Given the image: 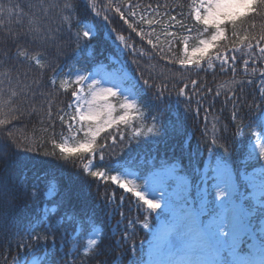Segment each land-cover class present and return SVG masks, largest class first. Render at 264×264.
Returning a JSON list of instances; mask_svg holds the SVG:
<instances>
[{
    "label": "snow or ice",
    "instance_id": "obj_1",
    "mask_svg": "<svg viewBox=\"0 0 264 264\" xmlns=\"http://www.w3.org/2000/svg\"><path fill=\"white\" fill-rule=\"evenodd\" d=\"M95 7V5H93ZM160 5L155 7L151 4L146 6L150 10L149 15H160ZM163 7L167 8V5ZM145 11V6L132 3L131 0H108L104 15L96 11L94 15L106 23H111L109 13L127 25V30L137 33L144 39L145 33L141 29L137 31L138 24L129 23L135 21L138 16L136 9ZM241 9H247L250 13L260 15L264 13V0H199L195 5L192 19L195 30L200 35L198 46L189 52L187 44L184 47V59L179 61L181 68L195 65L201 70L203 67H212L213 60L219 62L223 69L229 65L231 60L233 71L235 70L236 56H228L217 52L215 57H209L205 63V54L217 44L218 41L226 39V26L231 25L232 36L236 35V21L241 17ZM26 14L35 17L29 26L15 32L10 29L4 36V43L0 48L4 52L0 54V76L9 85L20 80L16 75L19 73L25 79L28 76L24 68L33 66L41 70V74L33 77V83L28 85L29 92L22 95L28 98L38 97L48 101V110L45 113L49 120V127L54 128L51 123L53 113L51 111L50 97L46 93L56 94L60 90L70 93L71 102L65 108L58 109L56 119L59 120L63 131L69 133L67 140L73 143L71 146L67 140L57 142L55 131L45 138L44 143L34 141L33 144L18 143L13 137L12 128L0 129V160H4L11 152L19 154L23 152H37L42 147L51 145V151H44V156H57L59 159L73 166L81 158L89 161L98 158L104 161L107 157L112 161L107 171L94 170L92 163L85 164L82 171L93 181H100L115 185L118 189L133 193L138 202L139 208L146 206L147 211L143 213L144 222L140 227L149 229L148 217L158 214L164 217L167 224L165 231L153 237L149 243L150 248H155L158 255L166 259L144 261L141 256L138 259H131L130 264H264V67L251 68V75L258 79L242 81L240 88L230 90L226 94L229 102L233 103V111L230 117L233 136H243L245 131L260 143L256 145L258 153L254 150L249 153V160L257 161L255 170L248 172L246 169H236L231 166L227 157L229 147L227 139L221 136H213L206 141L209 147L206 148L207 163L200 166L197 161L200 154L199 149L195 154L185 149L181 157L171 158L153 156L147 164L143 175H138L143 187L140 188L134 180L126 177L127 169L125 161L113 160V156H119L116 151L123 145L127 147L132 143L152 144L159 146L165 138L171 134L173 125L166 123L163 112L167 105V86L161 81L156 82L152 76H133L135 84L124 86L120 82L109 79L106 76L93 73L86 67H77L75 70L69 68L68 72L57 70L52 60L45 62L40 55H34L38 50H47L49 47L55 51V59L58 61L61 55H67L61 41H68L77 46V52L73 59H79V47H87L88 42L94 39L95 32L85 22L83 30H80L81 22L75 19L74 0H0V20L22 21ZM56 16L59 23L53 26L51 18ZM139 22L145 21L151 27L159 20L147 19L144 14L139 15ZM170 26L180 25L184 27L183 14L178 19L176 15L169 17ZM243 23V21H241ZM7 27V25H6ZM23 28V25H19ZM73 28L77 31L73 32ZM192 31V29H188ZM111 34L112 30L109 29ZM150 35V34H149ZM176 33L168 32L167 36H175ZM156 39L159 41L160 37ZM249 40L245 46L249 49L247 55L254 61L264 60V34L258 37H244ZM114 40L124 45L130 55H135V48L129 47L124 35H115ZM252 40L256 41L255 47L259 50V56L253 57L251 51ZM147 44L153 49L157 44L151 38ZM11 50V51H10ZM237 49H233V52ZM51 55V53H50ZM135 62V61H134ZM175 63V61H170ZM244 71H249V59L243 61ZM142 71V70H141ZM51 72V76L45 79V75ZM196 81L192 82L193 90ZM68 85H71L69 88ZM245 85L255 86L256 93L250 96L252 103L242 99L238 93L243 91ZM189 85L182 84L177 91V98L184 97L185 103H190L188 92ZM210 91V90H208ZM217 96L219 92L215 93ZM260 103L257 104L256 100ZM124 113L119 116L118 122L127 124L133 121L128 131V138L125 139V131L119 128L108 132L102 139L98 138L102 132L111 128L117 121L113 118L116 105ZM102 102V103H101ZM239 105V108L236 105ZM5 105L0 102V125H8L12 120H23L24 118H35L37 109L21 107L8 111L4 110ZM147 109V111H145ZM247 109V111H245ZM133 112L140 113V121H151V126L146 127L147 135L137 130L139 125L135 124ZM241 113H244L241 116ZM254 113V115H252ZM199 115V108L196 109ZM206 119V118H205ZM248 120V123L245 121ZM256 125L260 130L254 128ZM15 127V125H13ZM226 129H222L225 131ZM111 141V144L108 143ZM119 142V143H118ZM217 149L220 152H217ZM123 151V148H120ZM223 153L224 155H221ZM189 166L191 170L189 171ZM26 196L32 201L44 202L39 212L25 227L14 224L11 211L21 197ZM73 193L61 191L58 184L52 181L42 180L39 175L30 183L24 185L12 184L0 175V236L7 240V251L11 250L13 242L18 249L25 250V256L17 259L0 252V261L3 264H59L48 255L49 251L56 249V231L65 224L74 225L73 233L79 232L85 224H90L95 231L94 217L87 212H76L70 210ZM123 196L117 199L115 192L105 193L103 203L106 210L115 215L124 216L122 211ZM125 219H127L125 217ZM128 224L135 226L136 220L128 221ZM119 227V222L117 224ZM67 229L61 233L66 234ZM97 239L88 241L92 246L77 256L87 258L89 262L95 255H99V247L103 242V232L97 233ZM135 231H130L125 226L121 234L122 241H129L128 250L131 255L138 251L137 246L131 243ZM51 242V249L47 245ZM43 246V251H41ZM143 247V244L140 245Z\"/></svg>",
    "mask_w": 264,
    "mask_h": 264
},
{
    "label": "trees",
    "instance_id": "obj_2",
    "mask_svg": "<svg viewBox=\"0 0 264 264\" xmlns=\"http://www.w3.org/2000/svg\"><path fill=\"white\" fill-rule=\"evenodd\" d=\"M52 2H56V0H52ZM107 2L108 0H74L75 19L81 22L80 30L82 31L85 22H91L96 26L95 37L88 42L89 46L79 47L78 60L73 59L77 52V46L74 44L70 46L68 41L60 42L65 48L67 55H61L58 61L55 59V51L59 49L54 51L49 47L47 50H38L34 55L42 56L45 62L52 60L56 64L57 70H63L64 72H68L69 68H73L77 62L84 63L90 71L100 65L107 64L110 68H116L118 64L111 62V58L114 57L131 75L130 82L132 85L135 84L133 76L139 77L143 74L144 76L155 77L158 84L163 81L167 86L168 100L163 112V118L166 123L174 126L171 134L159 146H154L150 143H132L127 147L121 145L116 149L120 153L119 156H113L112 159L125 161L124 167L127 170L136 171L138 175H143L147 168L145 162H150L153 156L158 158L166 156L170 158L169 162H171V158L181 157L185 153V149L192 151L194 154L199 149L201 155L197 163L200 166H204L207 163L206 148L209 147L206 141L213 136L223 135L227 139L229 147L227 157L230 165L236 169H246L248 172L254 169L257 161H250L249 153L251 152L250 145L255 138L248 134V130L245 131L243 136H233L230 122L233 103L229 102L226 94L230 90L239 89L242 81H247L248 79L255 81L259 78L258 74L256 76L251 75V68L264 67V60L254 61L248 57L249 49L245 46L249 43V40H245L244 37L248 36L251 39L254 36L258 37L264 34V13L256 15L255 13H250L247 9L242 11L241 17L237 18L236 21V35L232 36V27L230 24L227 25L226 39L218 41L205 54V63L209 57H215L217 52L228 56L235 55L234 71L231 60L229 65H226L223 69L220 68L218 61L213 60L212 67H203V70H201L195 65L181 68L179 64V61L184 59V47L187 44V40L192 38L193 48L198 46L199 43L200 35L195 30L196 26L192 19L196 5L195 0H131L132 3L144 5L145 11H148L146 8L148 4L154 7L160 5L159 12L164 15V22L168 23L170 31L172 30V32L176 33L173 37L167 36L168 31H160V34L152 36L149 32L153 28L159 30L158 27H161V25L155 23L150 27L149 25L129 20V23L135 22L138 24V32L141 29L143 30L145 33L143 40L137 33L131 32V30L126 31L127 25L123 21L118 20V18L113 17L111 13H109L111 23H106L94 15L96 11H100L101 16H103ZM164 5L168 7L165 8L163 7ZM181 14H183L184 27L180 25L170 26L169 17L176 15L179 19ZM32 19H35V17H29L26 14L25 19L22 21L0 20V44L4 43V36L7 35L9 29L13 32L18 29L23 31L29 26ZM51 20L53 26L59 23V19L55 15ZM19 25H23V28H19ZM109 29L112 30L111 34ZM188 29H192V31L190 32ZM75 31L77 29L73 28V32ZM115 35L125 36L129 47L135 48L134 56L129 54L128 49H125L124 45L114 40ZM157 36L160 37L159 41L156 39ZM149 38L153 40V43L157 44L156 49L147 44V39ZM252 45L253 57L259 56V50L255 47V40H252ZM260 46L264 47V42H261ZM233 49H237V51L233 52ZM3 52L4 49L0 48V54ZM245 59H249L248 72L244 71L243 61ZM170 61H175V63ZM22 70L27 71L28 76L25 79L19 73L15 74L17 79L20 80L19 84L13 81L9 85L0 76V102L5 105V111L11 109L13 114H16L15 109L22 106L29 110L37 109L38 114L35 118H24L22 121L12 120L8 125H0V129L4 127L12 128L13 137L18 143L33 144V146H35L34 141L43 144L45 138L50 136L53 131L57 135V142L62 141L63 138L68 137L69 133L64 132L63 136L60 135L63 129L59 120L55 117L58 109H66V105L71 102L70 93H65L63 90L56 94L46 93L51 101V111L53 113L51 123L55 125L54 128L49 127V120L45 116L48 110V101L33 96L35 99V102H33L32 98L22 95V91L24 93L30 91L28 85L33 83V77L41 74V70L35 66ZM50 76L51 72H48L44 78L48 79ZM193 81L197 82L194 90L192 87ZM182 84L189 85L190 103H185L184 97H180L178 101L177 91ZM216 92H219L220 95L217 96ZM255 93V86L245 85L243 91H240L238 95L242 99L247 100L248 103H252L249 97L254 96ZM256 103H260L259 99L256 100ZM236 107L239 108V105L237 104ZM197 108H199V115H196ZM134 114H139L140 116V113L137 112H133L131 115L133 116ZM243 115L244 113H241V116ZM145 122L148 126H151V121ZM248 122V120L245 121V123ZM128 123L120 122V125L128 129ZM254 128L257 131L260 130L256 125H254ZM222 129L226 130L222 131ZM114 130L115 128H112V130L109 128L102 132L98 140ZM128 134V131H126V140ZM108 143L111 144V141H108ZM121 147L123 151H120ZM51 150V145H48L42 147L39 153L21 151L16 154L11 152L4 160H0V175H3L4 179L9 183L24 185L30 183L35 179L36 175H39L42 180L57 183L61 191L68 190L73 193L70 210L76 212L84 211L94 217L95 231H93L90 224H85L75 234L73 233L74 225L65 224L58 229L56 231V249L54 252L49 251L48 255L59 261V264H130V258L138 259L142 256L144 259L147 245L159 221L164 219V217L158 214L150 215L148 217L150 228L142 229L140 225L144 222L143 213L147 211L146 206L143 208L138 207V203L142 205V201L138 202V198L133 193L118 189L115 185L98 180L93 181L82 171L83 165L89 163L96 166L94 170L107 171V166L112 162L107 157L104 161H100L98 158L92 161L87 158H81L73 166L59 159L58 150L56 157L42 154L44 151ZM217 152H220V150L217 149ZM221 155L224 154L221 153ZM188 170H191V166H189ZM106 192H115L117 199L123 196V217L106 210L103 203V197ZM43 202V200L32 201L26 196L18 199L16 206L11 211L14 224L22 228L27 226L34 218V214L39 212ZM130 220H136L137 224L135 226L128 224ZM118 222L119 227L117 226ZM126 225L130 231H135V236L131 243L137 246L138 251L134 256L129 253V241H122L121 239V234L124 233ZM65 229H67V232L62 238L61 233ZM100 231L103 232V242L99 247V255L94 254L91 262L84 257L77 259L76 257L80 256L82 251L92 247L88 241L93 239ZM141 244H143L142 248L140 247ZM7 246V240L0 236V252H5L8 256L17 259L25 256V250L16 248L15 242H13L10 251H7ZM47 247L49 250L51 249V242H49ZM41 251H43V246H41ZM0 264H3V261H0Z\"/></svg>",
    "mask_w": 264,
    "mask_h": 264
},
{
    "label": "rangeland",
    "instance_id": "obj_3",
    "mask_svg": "<svg viewBox=\"0 0 264 264\" xmlns=\"http://www.w3.org/2000/svg\"><path fill=\"white\" fill-rule=\"evenodd\" d=\"M195 3L198 4L199 3V0H195ZM244 10H246V9H241L240 11L242 12ZM136 11L138 13V16L135 19V21H137V22H139V18L138 17H139L140 14H144L146 16V20L147 19H154V20H159L160 21L158 23V25H161V27H158L159 30L153 28L149 32L152 36L153 35H156V34H160L159 33L160 31H162V32H164V31L172 32V30L171 31L169 30L168 23L167 22H164V15L163 14L162 15L160 14L159 16H156L155 14L149 15L150 10L144 11L143 13H141V9H139V8H137ZM87 24H88L89 27H92L94 25L91 22H88ZM142 24L143 25H148L146 21L144 23H142ZM82 30H83V28H82ZM93 31L96 33V26L93 28ZM193 46H194V43L192 42V38H189L187 40V47H188L189 52L192 51ZM111 62L118 64V66L116 68H110L108 64L107 65H100V66L94 68L93 70H91V72H93V73H99V75L106 76L109 79L115 80L116 82H120L124 86H131L132 85L131 82H130L131 75L123 68V66L121 64L118 63V60L116 58L112 57L111 58ZM81 66L86 67V65H84V63L77 62L72 69L75 70V68L81 67ZM68 87L70 88L71 85H68ZM113 103L116 105V110L113 113V118L117 122L116 123H113V125L111 127V130H112V128H115V129L121 128L120 129L121 131H125L126 132L127 129H125L124 127H122L120 125V122H118L119 121V116L120 115H123L124 113L120 110L119 105L116 103V101H113ZM133 117L135 118V120H134L135 124L139 125V128L137 130L142 131V134L143 135H147L146 131H144V129H146V127H148V125L146 124V122L141 123L139 114H134ZM132 125H133V121H129V123H128V129H130L132 127ZM64 140H67V137H65V138L62 139V141H64ZM67 143L69 144V146H71V144L73 142L71 140H67ZM259 143H260V140L255 138L254 142L252 143V145L250 147L251 151L254 150L256 153H258L259 150L256 147V145H258ZM254 170L255 169L251 170L250 172H252ZM137 176H138V173L136 171H129V170H127V172H126V177L128 179H130V180H134L135 181V184L138 187L142 188L143 187V184L138 179H136ZM160 228L163 229V232L165 231V229L167 228V224H166L165 221H161V223H159V225H158V227L156 229V232H155L154 236H157V235L162 234V233H159V229ZM97 237L98 236L95 235L93 237V239H96ZM152 241H153V238H152L151 242ZM157 259H166V257H163V256L158 255L154 247L153 248H150L148 246L147 247V251H146V257H145V260L144 261H151V260H157Z\"/></svg>",
    "mask_w": 264,
    "mask_h": 264
},
{
    "label": "bare ground",
    "instance_id": "obj_4",
    "mask_svg": "<svg viewBox=\"0 0 264 264\" xmlns=\"http://www.w3.org/2000/svg\"><path fill=\"white\" fill-rule=\"evenodd\" d=\"M159 233H163V229L160 228V229H159Z\"/></svg>",
    "mask_w": 264,
    "mask_h": 264
}]
</instances>
